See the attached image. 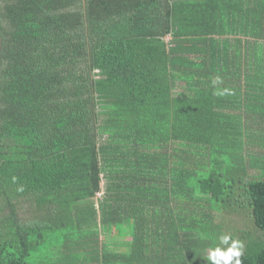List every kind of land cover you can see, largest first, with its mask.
Wrapping results in <instances>:
<instances>
[{"label": "trees", "instance_id": "1", "mask_svg": "<svg viewBox=\"0 0 264 264\" xmlns=\"http://www.w3.org/2000/svg\"><path fill=\"white\" fill-rule=\"evenodd\" d=\"M233 241L264 264V0H0V264Z\"/></svg>", "mask_w": 264, "mask_h": 264}, {"label": "clouds", "instance_id": "2", "mask_svg": "<svg viewBox=\"0 0 264 264\" xmlns=\"http://www.w3.org/2000/svg\"><path fill=\"white\" fill-rule=\"evenodd\" d=\"M229 240L228 236L223 237V242L227 243ZM242 245L238 241H233L231 247L228 248L227 252L221 251L217 248L214 252L211 253L209 259L213 261V264H231L233 257H236L235 264H241V261L238 257L241 255L240 248Z\"/></svg>", "mask_w": 264, "mask_h": 264}]
</instances>
